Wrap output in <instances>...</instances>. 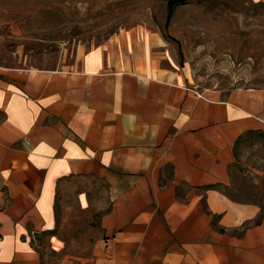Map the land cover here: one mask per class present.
<instances>
[{"label": "crops", "instance_id": "0c3cea01", "mask_svg": "<svg viewBox=\"0 0 264 264\" xmlns=\"http://www.w3.org/2000/svg\"><path fill=\"white\" fill-rule=\"evenodd\" d=\"M159 40L0 64V264H45L35 235L59 264H264V210L224 192L264 85L195 88Z\"/></svg>", "mask_w": 264, "mask_h": 264}, {"label": "rangeland", "instance_id": "374dc122", "mask_svg": "<svg viewBox=\"0 0 264 264\" xmlns=\"http://www.w3.org/2000/svg\"><path fill=\"white\" fill-rule=\"evenodd\" d=\"M131 28L157 34L161 54L185 70L195 88L264 85V2L252 0H182L170 10L168 0H0V64L70 66ZM234 154L224 192L264 210V135L241 136ZM35 236L45 264L67 257Z\"/></svg>", "mask_w": 264, "mask_h": 264}, {"label": "trees", "instance_id": "16d2710c", "mask_svg": "<svg viewBox=\"0 0 264 264\" xmlns=\"http://www.w3.org/2000/svg\"><path fill=\"white\" fill-rule=\"evenodd\" d=\"M182 0H168V9H172V6L177 4L178 2H181Z\"/></svg>", "mask_w": 264, "mask_h": 264}]
</instances>
